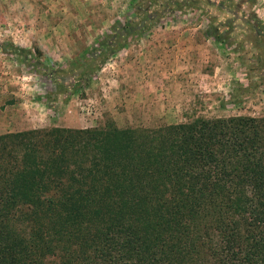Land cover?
Returning a JSON list of instances; mask_svg holds the SVG:
<instances>
[{
  "label": "trees",
  "instance_id": "1",
  "mask_svg": "<svg viewBox=\"0 0 264 264\" xmlns=\"http://www.w3.org/2000/svg\"><path fill=\"white\" fill-rule=\"evenodd\" d=\"M0 264H264V116L0 133Z\"/></svg>",
  "mask_w": 264,
  "mask_h": 264
},
{
  "label": "rangeland",
  "instance_id": "2",
  "mask_svg": "<svg viewBox=\"0 0 264 264\" xmlns=\"http://www.w3.org/2000/svg\"><path fill=\"white\" fill-rule=\"evenodd\" d=\"M229 115L264 116V0H0V133Z\"/></svg>",
  "mask_w": 264,
  "mask_h": 264
}]
</instances>
